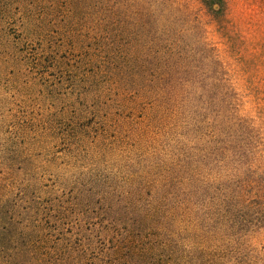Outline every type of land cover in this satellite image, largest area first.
<instances>
[{
    "label": "rangeland",
    "instance_id": "1",
    "mask_svg": "<svg viewBox=\"0 0 264 264\" xmlns=\"http://www.w3.org/2000/svg\"><path fill=\"white\" fill-rule=\"evenodd\" d=\"M218 2L219 11L212 0H0V176L77 204L69 264H89L73 243L98 235L89 210L111 189L150 181L145 172L190 156L199 184L214 182L224 223L249 172L263 175L264 0ZM154 63L162 74L150 90ZM155 90L196 94L175 121H148L138 94Z\"/></svg>",
    "mask_w": 264,
    "mask_h": 264
},
{
    "label": "trees",
    "instance_id": "2",
    "mask_svg": "<svg viewBox=\"0 0 264 264\" xmlns=\"http://www.w3.org/2000/svg\"><path fill=\"white\" fill-rule=\"evenodd\" d=\"M212 1L211 7L219 11L220 2ZM10 22L7 17L6 23ZM163 53L173 60L172 51ZM108 64L97 65L101 74ZM152 67L143 85L150 90L162 74L160 63ZM138 69L135 74L146 77V64ZM91 78L96 82V76ZM156 90L138 94L137 105L147 106L148 121L162 117L175 121L177 112L182 114L196 94L189 92L188 98L187 92ZM216 154L213 150V157ZM215 158L205 167L213 170L218 162V156ZM186 159L191 157L161 168L163 174L158 175L162 178L156 175L150 179L145 172L143 178L150 183L140 182L121 192L111 189L99 200L107 204L89 210L98 215L92 224L98 235L85 238L86 244L84 240L73 242L80 257L85 256L83 260L89 264H264V173L249 172V184L237 196L241 205L229 212L231 218L224 223L216 196L210 197L215 195L211 193L214 182L199 184L198 163L193 160L191 168ZM30 188L18 176H0V264H69L67 260L75 252L69 250L73 246L66 238L72 217L79 221L75 228L82 229L80 215L71 211L77 204L65 205L61 198L49 203L29 192ZM104 209L111 216L104 215ZM248 233L249 246H244Z\"/></svg>",
    "mask_w": 264,
    "mask_h": 264
}]
</instances>
